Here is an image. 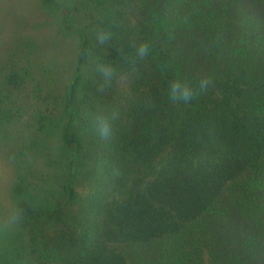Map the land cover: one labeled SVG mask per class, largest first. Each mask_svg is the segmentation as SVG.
<instances>
[{
    "label": "trees",
    "instance_id": "trees-1",
    "mask_svg": "<svg viewBox=\"0 0 264 264\" xmlns=\"http://www.w3.org/2000/svg\"><path fill=\"white\" fill-rule=\"evenodd\" d=\"M42 1L79 38L62 94L39 111L48 127L64 118L68 160L55 191L14 184L27 237L24 251L0 247V264H264V0ZM17 53L0 64V126L20 112ZM200 77L206 92L170 99L171 81ZM99 114L116 116L107 139Z\"/></svg>",
    "mask_w": 264,
    "mask_h": 264
},
{
    "label": "rangeland",
    "instance_id": "rangeland-1",
    "mask_svg": "<svg viewBox=\"0 0 264 264\" xmlns=\"http://www.w3.org/2000/svg\"><path fill=\"white\" fill-rule=\"evenodd\" d=\"M57 1L67 7L73 0H68L69 4ZM71 18L74 28L82 24L79 16ZM78 42V35L65 28L62 14L42 0H0V64L17 51L19 73L23 76L22 85L16 90L9 87L13 92L8 94L17 97L20 112L14 121L0 126L2 248L24 251L27 237L18 236L14 184L26 176L32 189L41 194L59 189L68 160L61 141L64 118L57 117L58 125L48 127L39 111H44L46 98L62 94L64 83L76 66ZM13 213L15 219L11 218Z\"/></svg>",
    "mask_w": 264,
    "mask_h": 264
},
{
    "label": "clouds",
    "instance_id": "clouds-1",
    "mask_svg": "<svg viewBox=\"0 0 264 264\" xmlns=\"http://www.w3.org/2000/svg\"><path fill=\"white\" fill-rule=\"evenodd\" d=\"M113 34L106 29L98 28L95 32V40L98 45H106L112 40ZM135 56L138 59H144L149 54V46L147 43H139L135 45ZM96 71L106 82H111L115 75V69L106 63L98 62L96 65ZM211 81L207 77H200L196 80L195 84L191 81L183 79H175L170 82L169 96L173 102L183 101L190 103L198 93H204L208 90ZM103 90L102 88L100 89ZM116 119L115 114L111 117L104 114H99L96 117V123L98 131L101 137L107 139L112 133V121ZM12 219H15V213H13Z\"/></svg>",
    "mask_w": 264,
    "mask_h": 264
}]
</instances>
